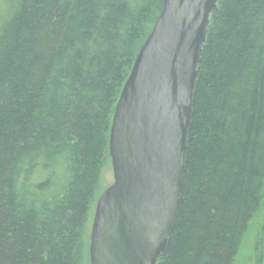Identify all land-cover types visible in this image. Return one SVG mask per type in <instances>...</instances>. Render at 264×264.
Here are the masks:
<instances>
[{"label":"trees","instance_id":"obj_1","mask_svg":"<svg viewBox=\"0 0 264 264\" xmlns=\"http://www.w3.org/2000/svg\"><path fill=\"white\" fill-rule=\"evenodd\" d=\"M163 0H4L0 264H82L112 117ZM264 189V0H219L156 264H234Z\"/></svg>","mask_w":264,"mask_h":264},{"label":"water","instance_id":"obj_2","mask_svg":"<svg viewBox=\"0 0 264 264\" xmlns=\"http://www.w3.org/2000/svg\"><path fill=\"white\" fill-rule=\"evenodd\" d=\"M219 0H163L116 103L113 183L99 196L90 264H156L176 216L197 67Z\"/></svg>","mask_w":264,"mask_h":264},{"label":"rangeland","instance_id":"obj_3","mask_svg":"<svg viewBox=\"0 0 264 264\" xmlns=\"http://www.w3.org/2000/svg\"><path fill=\"white\" fill-rule=\"evenodd\" d=\"M4 11V0H0V17ZM113 183V173L110 159L106 160L101 170L99 187L94 201L90 206L87 221L84 227L82 241L84 255L82 264L89 263V244L96 202L101 193ZM234 264H264V189L262 201L258 211L249 224L246 234L243 236Z\"/></svg>","mask_w":264,"mask_h":264}]
</instances>
